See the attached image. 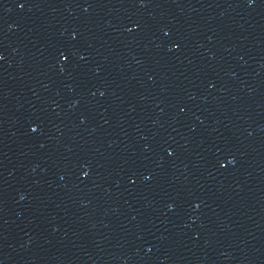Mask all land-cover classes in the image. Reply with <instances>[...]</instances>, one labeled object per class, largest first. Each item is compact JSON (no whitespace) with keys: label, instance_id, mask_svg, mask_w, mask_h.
I'll return each mask as SVG.
<instances>
[{"label":"water","instance_id":"water-1","mask_svg":"<svg viewBox=\"0 0 264 264\" xmlns=\"http://www.w3.org/2000/svg\"><path fill=\"white\" fill-rule=\"evenodd\" d=\"M0 264H264V0H0Z\"/></svg>","mask_w":264,"mask_h":264}]
</instances>
